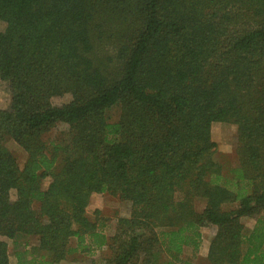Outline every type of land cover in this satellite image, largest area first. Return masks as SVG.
<instances>
[{
	"label": "trees",
	"instance_id": "trees-1",
	"mask_svg": "<svg viewBox=\"0 0 264 264\" xmlns=\"http://www.w3.org/2000/svg\"><path fill=\"white\" fill-rule=\"evenodd\" d=\"M0 81V264L1 237L19 264H196L208 227L205 264H264V0H0ZM95 194L131 203L112 234Z\"/></svg>",
	"mask_w": 264,
	"mask_h": 264
},
{
	"label": "rangeland",
	"instance_id": "rangeland-1",
	"mask_svg": "<svg viewBox=\"0 0 264 264\" xmlns=\"http://www.w3.org/2000/svg\"><path fill=\"white\" fill-rule=\"evenodd\" d=\"M70 99L69 95L63 97L64 101ZM10 100V93L5 83L0 81V105L5 108L8 106ZM110 118L115 120L119 116V109L113 108L109 111ZM237 135V126L233 123L225 122H215L212 125V138L217 143V149L215 152L216 161L220 162L224 167V172L228 173L232 168L238 166V157L235 151ZM68 137V125L66 123H58L51 130H49L45 139L48 141L55 140L57 142L65 141ZM8 148L14 152L18 158L20 166H23L27 158V153L25 150L20 147L15 141L9 140L7 142ZM47 180H44V186L48 183ZM198 208L202 207V203L197 201ZM99 209L101 214L107 218L105 230L108 234L114 233L117 219L120 216H126L130 214L131 203L129 201L119 200L116 197H110L106 194H95L89 206V212L91 215H94V211ZM95 216V215H94ZM243 222L245 225L250 228L254 222L253 218L243 217ZM203 234L205 241H208L209 238L212 239L215 229L212 227L203 228ZM27 239H19L18 242H14L9 239V254H10V264H19L16 252L23 247V244ZM203 241V240H202ZM105 254L91 256H83L81 254L75 258L73 264H101L100 259L103 258ZM191 253H187V256H190ZM74 258V255H72ZM199 264H205V258L196 260ZM72 264V263H67Z\"/></svg>",
	"mask_w": 264,
	"mask_h": 264
},
{
	"label": "crops",
	"instance_id": "crops-1",
	"mask_svg": "<svg viewBox=\"0 0 264 264\" xmlns=\"http://www.w3.org/2000/svg\"><path fill=\"white\" fill-rule=\"evenodd\" d=\"M108 233V232H107ZM1 239H4L7 243H8V247H9V239L6 238V237H1ZM11 240V239H10ZM13 241V240H12ZM210 242H211V238H209L208 241H205V237H204V234H203V241L201 243V246L199 248V252H198V257H200V259L202 260V258H206L207 254H208V250H209V245H210ZM102 253H104L103 250H99L97 251L96 253H94L92 255V257H94V255H101ZM74 255V258L73 256ZM78 253H72L70 255H68V257L66 259H64L63 261H61L59 264H67V263H72L75 262V258L78 257ZM83 256H88V255H84V254H81ZM100 263H102V261L100 260ZM196 264H199L198 262L195 261Z\"/></svg>",
	"mask_w": 264,
	"mask_h": 264
}]
</instances>
